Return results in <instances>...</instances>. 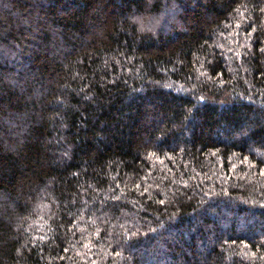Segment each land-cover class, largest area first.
<instances>
[{"label": "trees", "instance_id": "trees-1", "mask_svg": "<svg viewBox=\"0 0 264 264\" xmlns=\"http://www.w3.org/2000/svg\"><path fill=\"white\" fill-rule=\"evenodd\" d=\"M0 264H264V0H0Z\"/></svg>", "mask_w": 264, "mask_h": 264}]
</instances>
